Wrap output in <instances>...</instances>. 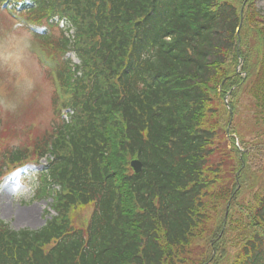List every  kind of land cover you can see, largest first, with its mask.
Listing matches in <instances>:
<instances>
[{
	"label": "trees",
	"instance_id": "trees-1",
	"mask_svg": "<svg viewBox=\"0 0 264 264\" xmlns=\"http://www.w3.org/2000/svg\"><path fill=\"white\" fill-rule=\"evenodd\" d=\"M256 1L0 0L36 26L60 92L32 142L0 127V178L45 158L55 212L37 229L0 219V264H221L232 248L229 264H264V132L236 123L246 94L264 124Z\"/></svg>",
	"mask_w": 264,
	"mask_h": 264
},
{
	"label": "rangeland",
	"instance_id": "rangeland-1",
	"mask_svg": "<svg viewBox=\"0 0 264 264\" xmlns=\"http://www.w3.org/2000/svg\"><path fill=\"white\" fill-rule=\"evenodd\" d=\"M256 6L264 9V0H257ZM8 14V13H7ZM5 14L0 13V23L3 22ZM73 62H78L75 57L71 56ZM37 58H39L37 56ZM39 61V59H38ZM40 63V61H39ZM41 64V63H40ZM42 65V64H41ZM43 66V65H42ZM44 68V87L31 101L19 104L13 101H7L6 108L0 112V127H8L10 134H16L18 137L9 139V144L25 139L26 141H33V139L41 135L46 129L51 128L53 124V107L51 103L54 86L50 80L47 69ZM8 90L3 87L0 82V95L7 96ZM242 104L241 112L237 118V125L239 131L244 135V138H253L252 134L255 132H264V124L262 122H254L253 112L250 106V97L243 94L240 98ZM28 130V135H24L23 131ZM45 160H41L39 165H27L21 167L14 172L6 175L0 183V219L6 222L14 229L31 228L36 229L41 227L46 220H48L53 212L49 210L51 198L48 195H41L39 187L41 186V179L39 176L40 169L45 164ZM264 178V173L262 174ZM223 206H219L221 209ZM49 211L48 213L46 211ZM90 212V208L77 213V218L81 220L85 218ZM29 215V219L22 220L21 216ZM228 215V209L225 210V217ZM76 218L77 222H80ZM86 224V222H85ZM84 224V225H85ZM236 248L229 250V257L221 264H229L231 256L234 257ZM233 254V255H232Z\"/></svg>",
	"mask_w": 264,
	"mask_h": 264
},
{
	"label": "clouds",
	"instance_id": "clouds-1",
	"mask_svg": "<svg viewBox=\"0 0 264 264\" xmlns=\"http://www.w3.org/2000/svg\"><path fill=\"white\" fill-rule=\"evenodd\" d=\"M37 37L18 13L0 23V82L8 95H0V112L7 101L23 104L44 87V68L37 58Z\"/></svg>",
	"mask_w": 264,
	"mask_h": 264
},
{
	"label": "water",
	"instance_id": "water-1",
	"mask_svg": "<svg viewBox=\"0 0 264 264\" xmlns=\"http://www.w3.org/2000/svg\"><path fill=\"white\" fill-rule=\"evenodd\" d=\"M240 63H242V60H240ZM131 165H132L135 172H139L141 167H142V163L137 159L132 160Z\"/></svg>",
	"mask_w": 264,
	"mask_h": 264
},
{
	"label": "bare ground",
	"instance_id": "bare-ground-1",
	"mask_svg": "<svg viewBox=\"0 0 264 264\" xmlns=\"http://www.w3.org/2000/svg\"><path fill=\"white\" fill-rule=\"evenodd\" d=\"M29 217H30L29 215H26V216L25 215L24 216L22 215L21 216L22 220H27V219H29Z\"/></svg>",
	"mask_w": 264,
	"mask_h": 264
}]
</instances>
